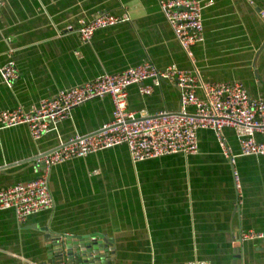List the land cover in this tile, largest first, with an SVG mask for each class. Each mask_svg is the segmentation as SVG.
Returning <instances> with one entry per match:
<instances>
[{
	"label": "crops",
	"instance_id": "1",
	"mask_svg": "<svg viewBox=\"0 0 264 264\" xmlns=\"http://www.w3.org/2000/svg\"><path fill=\"white\" fill-rule=\"evenodd\" d=\"M160 1L5 0L0 69L14 61L20 77L10 88L0 74V111L31 110L62 90L144 62L192 70ZM201 1L204 39L193 52L202 78L240 82L251 96L264 97V0ZM101 11L128 20L82 43L80 21ZM128 92V108L138 116L180 111V90L170 83L150 96L139 86ZM113 112L109 96L87 102L40 141L25 125L0 130V190L40 177L45 168L34 160L78 135L95 134ZM224 134L235 163L212 130H201L197 155L134 163L120 146L53 167L52 210L25 223L13 211L0 213V264H47L59 236L105 237L112 264H264L263 240L236 239L242 231L264 229V157L240 156L235 130Z\"/></svg>",
	"mask_w": 264,
	"mask_h": 264
},
{
	"label": "built area",
	"instance_id": "2",
	"mask_svg": "<svg viewBox=\"0 0 264 264\" xmlns=\"http://www.w3.org/2000/svg\"><path fill=\"white\" fill-rule=\"evenodd\" d=\"M5 0H0V5ZM160 8L174 36L190 60L193 69L177 66L159 69L151 62L127 68L119 73L104 74L82 85L62 90L55 97L43 100L39 106L26 110L17 107L0 111V130L25 125L32 138L40 141L56 130L61 122L72 118L73 110L87 102L111 97L113 119L98 132L76 136L51 153L38 157L44 163V174L33 180L0 190V213L13 211L20 223L29 217L52 210L55 201L50 189V170L75 159H84L101 151L127 147L134 163L183 154L199 153L201 130H212L226 158L235 163L236 156L224 134L235 130L240 156L264 157V97H253L240 82H206L196 67L194 47L204 39V4L201 0H161ZM264 17V12H262ZM107 11L79 23L77 33L82 43H90L96 32L126 22ZM68 30H74L69 27ZM5 84L12 88L20 72L14 61L0 69ZM151 82V84H145ZM162 82L180 90L181 106L177 113L167 111L157 115H140L128 108L129 88L139 86L143 96H150ZM236 189L242 195L240 177L235 172ZM240 244L264 241V229L242 231L236 238ZM189 264H204L199 262Z\"/></svg>",
	"mask_w": 264,
	"mask_h": 264
},
{
	"label": "water",
	"instance_id": "3",
	"mask_svg": "<svg viewBox=\"0 0 264 264\" xmlns=\"http://www.w3.org/2000/svg\"><path fill=\"white\" fill-rule=\"evenodd\" d=\"M36 164L45 168L44 163ZM54 239L56 243L49 249L47 264H112L114 260V250L103 236H59Z\"/></svg>",
	"mask_w": 264,
	"mask_h": 264
}]
</instances>
